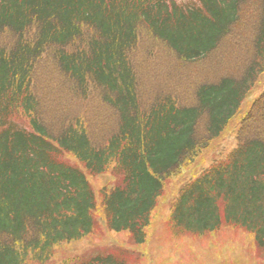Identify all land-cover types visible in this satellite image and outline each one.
<instances>
[{"label":"trees","instance_id":"1","mask_svg":"<svg viewBox=\"0 0 264 264\" xmlns=\"http://www.w3.org/2000/svg\"><path fill=\"white\" fill-rule=\"evenodd\" d=\"M258 3L249 32L252 0H0V264H66L55 255L84 246L83 264H128L100 248L107 232L149 240L167 187L230 130L264 68ZM240 27L259 54L231 76ZM253 107L234 127L246 147L181 185L179 240L245 227L264 249V94Z\"/></svg>","mask_w":264,"mask_h":264},{"label":"rangeland","instance_id":"2","mask_svg":"<svg viewBox=\"0 0 264 264\" xmlns=\"http://www.w3.org/2000/svg\"><path fill=\"white\" fill-rule=\"evenodd\" d=\"M228 143L232 144L230 141H228ZM164 227L165 225L159 220V232L164 229ZM239 231L242 232V230ZM222 233L225 234L226 237H222L221 240H218L219 248L214 252L208 250V240L198 242L192 237V240L196 242V244L190 243L189 240L184 241L183 243V241H171L169 235H163V237L160 238L162 241V243H160L161 247L155 245L156 240H154L148 248L147 253L150 256L143 259V261L150 260L152 264H203L201 260L194 258H203V255H208L206 260L203 258L204 262L207 264H239V260H243L245 264H259L257 261L249 260L248 254L246 253L247 250H255V245L252 240L244 243L241 241L240 235H235L233 233L227 235L225 230ZM122 236L123 235H121V237ZM122 239H124V237H122ZM231 241H234L237 244H231ZM219 252L222 255H220ZM131 253L133 255H138L136 252ZM142 264H145V262H142Z\"/></svg>","mask_w":264,"mask_h":264}]
</instances>
